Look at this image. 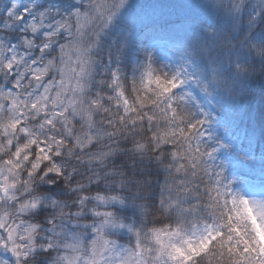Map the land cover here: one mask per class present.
Masks as SVG:
<instances>
[{
	"label": "clouds",
	"instance_id": "1",
	"mask_svg": "<svg viewBox=\"0 0 264 264\" xmlns=\"http://www.w3.org/2000/svg\"><path fill=\"white\" fill-rule=\"evenodd\" d=\"M264 0H0V264H264Z\"/></svg>",
	"mask_w": 264,
	"mask_h": 264
},
{
	"label": "trees",
	"instance_id": "2",
	"mask_svg": "<svg viewBox=\"0 0 264 264\" xmlns=\"http://www.w3.org/2000/svg\"><path fill=\"white\" fill-rule=\"evenodd\" d=\"M218 156L225 162L228 172L237 174L234 179L249 183L254 170L264 162L243 141L226 143V146L218 151Z\"/></svg>",
	"mask_w": 264,
	"mask_h": 264
}]
</instances>
